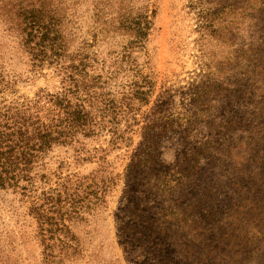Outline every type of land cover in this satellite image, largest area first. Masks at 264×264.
<instances>
[{
  "label": "rangeland",
  "instance_id": "374dc122",
  "mask_svg": "<svg viewBox=\"0 0 264 264\" xmlns=\"http://www.w3.org/2000/svg\"><path fill=\"white\" fill-rule=\"evenodd\" d=\"M145 1L155 14L144 48L132 53L140 78L125 59L130 37L96 19L99 3L113 12L107 0H52L68 53L88 57L86 72L105 83L98 91L133 107L118 125L130 126L123 137L131 140L114 145L107 129L78 136L43 155L31 187L0 189V264H264L246 197L254 171L264 170V0L133 4ZM61 78L54 66L34 67L0 19V106L59 93ZM143 78L152 85L146 104L133 97ZM148 128L158 132L154 161L127 192ZM43 194L60 200L46 215L64 231L40 233L31 210Z\"/></svg>",
  "mask_w": 264,
  "mask_h": 264
},
{
  "label": "trees",
  "instance_id": "16d2710c",
  "mask_svg": "<svg viewBox=\"0 0 264 264\" xmlns=\"http://www.w3.org/2000/svg\"><path fill=\"white\" fill-rule=\"evenodd\" d=\"M107 1L106 5L112 6L113 0ZM51 2L52 0H0V19L5 22L9 32L19 34L33 66H54L56 72L62 75L61 92L37 96L34 101L18 105L0 106V189L17 188L20 182L31 187L34 181L33 167L43 155L54 145L78 143V136L89 138L97 135L98 131L107 129L113 136L114 145L131 140L123 137L130 126H126L124 132H119L118 125L120 118H126L130 113L133 115V107L130 103L124 107L118 105L108 94L98 91L97 89H104L105 83L100 76L91 77L86 72L90 67L88 57L68 53L64 17ZM133 2L118 0L112 6L111 14L102 12L105 5L103 3L94 7L96 19L99 20V16L104 15L108 18L103 21L104 25L109 24L112 29L122 31L130 37L124 46L125 59L129 63L134 62V49L144 48L155 14L149 9L148 2L138 5ZM130 66L135 68L133 71L141 78L135 63ZM142 83L143 85L133 84V97L146 104V95L150 93L152 85L145 78ZM146 85L149 88L147 92L143 90ZM148 129L142 155H137L131 161L125 175L127 192L141 185V174L154 161L156 149L153 144L158 138V132ZM186 174L189 172L186 171ZM251 180L253 185L250 182L246 197L251 200V211L260 213L255 221L257 231L253 239L255 243L258 240L264 242V170L260 172L256 169ZM27 186L21 189L26 190ZM101 190L104 191L105 187ZM65 195L68 197L67 187ZM40 200L43 203L31 210L40 233L48 232V227L59 224L61 232L64 231L66 225L64 221L61 222V218V223L56 224L46 215L47 211L60 205V200L46 194ZM46 206L49 208L46 209Z\"/></svg>",
  "mask_w": 264,
  "mask_h": 264
}]
</instances>
